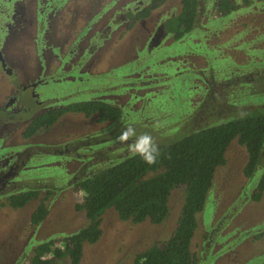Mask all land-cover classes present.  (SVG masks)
Instances as JSON below:
<instances>
[{
  "label": "rangeland",
  "instance_id": "obj_1",
  "mask_svg": "<svg viewBox=\"0 0 264 264\" xmlns=\"http://www.w3.org/2000/svg\"><path fill=\"white\" fill-rule=\"evenodd\" d=\"M138 1L70 0L68 2L67 0L68 4L58 23L43 25L44 27L38 25V31L35 25L36 28L30 27L29 33L24 29L14 41L4 47L7 62L14 65L16 74L5 76L0 70V103L5 93L12 91L18 79L22 81L25 80L24 78L31 79L37 75L36 66L40 69V77L49 82L44 87H39L37 91L42 96L66 95L61 105L92 99L91 89L98 90V87L104 84L102 83L104 80L109 81L106 86L110 90L121 92L127 88L125 84H133V79L125 80L124 84L122 75L135 74L144 66H153L150 67V72L166 74L165 78H169V81L164 85L175 87L179 85L180 89L177 90L174 101L159 97L157 101L160 106L153 100L142 112H135L128 119L119 120L118 123L103 124L105 129L102 131L93 128L96 125L94 121L85 120L76 114L75 118H67V123L77 124V134L73 136V140L72 134L75 132V127L59 129L58 133L51 132L54 136L50 140L58 141L61 138L66 145L64 153L68 155L67 175L57 169V179L49 180L56 184L52 196H58L51 199L48 207L49 215L45 220L38 227L32 226L38 230L36 239L32 237L30 232L32 227H29L28 222L34 206L39 201H35L34 204L31 202L22 209L0 207V264H14L21 258L18 264L22 262L28 264L30 251L27 245H30L32 240L35 239L33 241L35 242L37 238L40 241L57 238L63 234L75 233L84 227L86 221L83 211L75 212L73 208L80 195L76 194V190H72V182L76 179L73 174L76 170L77 179L85 178L116 164L131 155L128 146L144 133L150 134L156 145L170 144L200 128L239 117L250 108L256 106L264 108V6H262L264 1L263 4L259 2L258 7L253 6L244 12H236L227 18H221L214 12L217 0H200L197 25H203L204 30L195 34V42L192 36L196 29H193L190 36H185L178 42L166 37L165 42L153 54L147 49L148 33L143 27L125 31L120 36L121 31L115 33L117 26L109 24L107 26L114 27V30L111 31L109 38L101 42L98 32L106 25L92 26V21H89L96 17L94 12H97L98 5H103L102 9H106L116 2L114 9L122 10L124 4H126L125 7L128 3L131 4L130 6H135ZM143 1V4L148 3V0ZM179 4L180 0H166L163 7L152 14L145 28L151 25L152 31L153 26L163 17L178 12ZM49 7L50 3L47 4V8ZM76 11L77 20L74 17ZM26 17H28L27 14ZM105 17L108 18L107 15L103 18ZM101 22H105V19ZM47 27L51 29L49 35L52 41H49V44L43 41L41 36L43 29ZM32 30L37 31V39L36 41L33 39V42L30 40ZM81 38H83V44L77 45L76 55L69 69H65L64 73L62 60H57L56 64L45 62L47 60L44 56L48 54V51L60 58L66 56L67 59L71 56L67 55L75 49ZM86 48H88L87 51ZM191 50L197 52L198 56L199 53L205 54L208 57L207 60L209 58L214 60L213 68L212 64L210 65L211 61L206 62L208 66L203 65L208 72L217 74L218 78L226 73L227 78H224L229 82L230 89L225 92L217 89V97L205 101L192 116L179 121L183 112L186 111L182 97L189 85L188 80L192 79L196 73L190 70L193 67L192 55L189 56L188 63L185 65L177 56L190 54ZM218 51L225 54L219 55ZM173 56H175L174 59L169 60ZM162 58L165 60L159 61ZM203 59V57L194 56V62L197 60L194 66L204 63ZM92 63L93 72L96 74H80L81 69L89 68L90 70ZM216 68L214 72L213 69ZM232 72L238 76V79L232 80ZM58 80L61 81L59 89L56 87ZM248 83L251 84L248 85ZM147 84H149L148 80L145 82V85ZM252 84L253 86L250 87ZM63 86V93H61ZM101 95L103 98L117 99L118 103V97L111 93ZM195 98L193 97V104ZM127 103H130L129 99L125 105ZM132 107L135 110L137 104ZM153 115H161V117ZM18 116V118H24L28 114L22 113ZM97 126L103 128L100 125ZM128 127L134 129L135 135L127 142H119L117 137ZM4 146L7 147V145ZM36 153L40 154L34 156L32 161L37 159L46 162L56 155L50 152L42 153L39 149H36ZM225 157L226 163L215 169L205 205L197 214V228L191 241V249L197 255V264H264V235L252 240L253 236L264 229V192L259 201H252L249 198L253 186L260 174L264 172V149L261 151L257 170L250 179L243 175V168L247 161V151L244 146L239 145L237 140H233ZM34 173L39 175L37 179L40 180V175L44 174V168ZM45 185L50 186L49 183ZM42 186L43 184L40 187ZM51 187H49L50 190ZM24 188L26 190L30 187ZM45 191L42 190L41 194ZM183 198L182 189L172 190L167 204L168 215L160 224H153L148 220L140 223L124 221L118 217L113 208L107 209L101 217L102 236L94 244L83 245L80 264H131L136 254L170 237L176 226ZM2 199L4 202V198Z\"/></svg>",
  "mask_w": 264,
  "mask_h": 264
},
{
  "label": "flooded vegetation",
  "instance_id": "obj_2",
  "mask_svg": "<svg viewBox=\"0 0 264 264\" xmlns=\"http://www.w3.org/2000/svg\"><path fill=\"white\" fill-rule=\"evenodd\" d=\"M66 1L67 0H63L59 2L57 0H53V1L52 0H0V70L3 72L5 76H12L13 74H16V69L13 64L10 65L7 62V59L4 54V47L8 43L14 41L15 38H17L20 35V33L24 31V29L27 31V33H29L30 27H35V25L37 26V31H38L39 27H44L43 25L49 26V25L58 23L60 20V16L63 14L65 6L68 4L66 3ZM69 1L70 0H68V2ZM154 1L155 0H148L147 4L146 3L143 4L144 1L139 0L137 4L135 2L136 4L135 6H130L131 4L128 3L126 6L128 7V9H126L125 7L126 4H124V7L122 8V10H118L119 8L114 9L115 4L118 1L112 3L106 9H102L103 5H98L99 7L96 8L97 12H94L96 13V17L93 20V18H91V15H89V18H91L89 21H92V26L100 25V24L106 25L103 28H101V30L98 32V38L101 40V42L109 38L111 36V31L114 30L113 29L114 27L112 28L111 26L109 27L107 26L109 24L117 26V30L115 31V33L116 32L120 33L121 31L120 36L125 31L129 32L133 29L143 27V29H145L148 33L147 49L152 54L155 52L156 49H158L161 46V44L165 42L164 39L166 37H169L170 40L178 42V41L183 40L185 36H190L193 29H196V31L194 32V35L192 36L193 41H194L195 34L199 33V31L202 32V30H204L203 25L201 26L197 25L199 21L198 17L200 14L199 13L200 4H201L200 0H199V6H198L197 20L194 23V28L189 33L184 34L182 37L175 39L173 33L166 30L165 25H164L165 20L173 16H176L180 12L181 0H180L178 12H176L175 14L173 13L171 15H166L165 17H163L161 20H159L156 23V25L153 26L152 31L150 30L151 25L145 28V25H147L146 23L151 18L152 14L160 10L163 7V5L166 3V0H164V2L159 4L157 8L150 10L148 16L146 17L140 16L142 15L144 9L149 7V5L152 4ZM219 1L220 0H217L215 3L214 12L221 18L222 17L227 18L228 16H231L232 14L236 12H244L253 6L258 7L257 4H259V2L262 3L264 0H258V1L231 0V3H234L236 5V8L235 10L229 12L226 15H222L219 13L218 11ZM49 3H50V7L47 8V4ZM107 11H108V14H107ZM26 14L28 17H26ZM105 15H107L108 18L106 17L103 18ZM74 17L77 20V11ZM86 19H87V16H86ZM102 19H105V22L102 23L101 22ZM38 25L40 26L38 27ZM57 25H60V24H57ZM50 30L51 29H48L47 27L46 29H43V33L41 34V36L43 37L42 38L43 41L48 42V44H49V41H52L51 36L49 35ZM37 31L32 30L30 32V40H32V42H33V39H35V41L37 39ZM205 31L207 33V29H205ZM81 39H80V42L76 44V47H75L76 50L74 49L72 52H70L67 55V56L71 55L70 57H67V59H66V56L65 57L62 56L60 58L59 56L57 57L56 54L54 55L53 53H50L48 51V54L44 56V58L47 60L45 62L56 64L57 60H62L63 62L62 72L64 73L65 69L66 70L69 69V66L73 61V57L76 55L75 53L77 52V45L83 44V38ZM253 48L252 50H254ZM87 49L88 48H86V51ZM191 51L193 54L190 53V54H186L185 56H183L182 54H179L177 56V58L183 61V64L185 65L188 63L187 61L189 60V56L192 55L193 67L190 70L195 71L194 73H196L192 77V79L188 80L189 85L186 89V93L182 97L183 98L182 102L184 104V110L186 111L183 112V114L180 117L181 119H179V121H182L184 118H188L189 116H192L193 112L197 110V108L202 103H205V101L207 102L210 99L213 100L214 97H217L216 96V93L218 91L217 89L224 90V92L225 90L229 91L230 89V84L225 79L227 78L226 73L224 75H221L222 76L221 78H218L217 74L208 72L205 65H203V64H206V62L210 63L211 61L210 65L212 64V68H213V64H215L214 60H212L211 58L207 60L208 57L205 54L202 55L203 53H199V56L204 58L203 59L204 63L198 62L201 65L194 66L195 63L197 64L196 62L197 60L194 62V56H197V57L199 56L198 54H196L197 52L193 50ZM218 53L219 55L225 54L220 51H218ZM216 56H217V53H216ZM174 57L175 56L169 58V60L174 59ZM63 58L66 59V62H65V59ZM164 60L165 59L162 58L159 61H164ZM93 67L94 65L92 63L90 70L89 68H87L86 70L81 69L80 74H88V75L96 74L93 72ZM150 67H153V66H150ZM150 67L144 66L140 71H137L135 74L129 73L127 75H122V80H123L122 82H124V84L126 83L125 80L127 81V79L129 81L133 79V84L132 85L125 84L124 86L127 88L121 92H115V91L113 92L112 90H110V88L106 86L109 83L108 80L102 81V83L104 84L100 85V87H98V90L91 89L92 91H91L90 96L92 97V99H89V100H101L113 106L118 107L121 111L120 116L118 118L114 120H100L97 114L86 116L83 113L71 112L67 110V111H64L62 114H59L57 118L55 119V121L48 127H40L35 132L29 135H25V132L29 124L36 117L48 112L49 110L62 109V108H65L67 105L76 103V102H71L66 105H61L63 100L66 99L67 97L66 95L64 96L62 94L60 95L56 94V95H51V96H47V95L42 96L37 90L39 87L41 86L44 87L49 82L45 80L44 78L40 77L41 73L39 72L40 69L38 66H36L37 71H38L37 75L31 77V79L24 78L25 80H22V81L21 79H18L16 81V84L13 85L12 91H9V93L8 92L5 93L2 103H0V114H2L0 115V141H1L0 143V207L5 208L6 206H8L12 209H22L31 202L34 204L35 201H39L34 206V209L32 211V214H33V212L36 210L39 203L41 201H44V205L47 210L46 217L49 215V209H48L49 203L52 198H55L58 196V195L52 196L53 190L55 189L56 184L49 182V180L57 179L56 177L57 169L62 170V173L67 175L66 158H68V155L64 153L66 145L63 144L64 142H62L61 138H59L58 141L50 140V138H53L54 136L52 135L51 132L55 131L58 133L59 129H67V128L75 127L74 134L67 133L68 135L72 134V140H73V136L77 134V131H76L77 124L67 123L68 122L67 118L69 117L75 118L76 116L74 115L77 114V116H81L85 120L94 121L96 125L93 128H95L96 130L102 131L103 129H105V126L103 124H106V123L113 124V123H118L121 120L128 119L131 117L132 114H135V112L136 113L142 112L146 107L149 106L151 102H153V100H155V102L158 103L157 105L160 106L159 101H157L159 97H166L168 100L174 101L175 100L174 97L177 93V90L180 89L179 85L178 87L164 85L165 83L169 81V78H165L166 74L164 75L160 72H154V71L150 72ZM213 70L214 72H216L215 70H217V68ZM232 73H233L231 75L232 80L238 79V76L235 75L234 72ZM70 79L73 80L74 78L70 77ZM157 79L159 80V83ZM147 80L149 81V84L145 85V82ZM251 83H248V85ZM60 86H61V81L58 80V85L56 87H58L59 89ZM252 86L253 84L250 85V87ZM63 89H64V86L61 88V93H63ZM53 92L55 93V91ZM44 93H48V92H44ZM102 93H111L117 96L118 103H117V99L111 100V99L103 98L101 95ZM86 95H89V94H86ZM193 97H196L194 104L192 103ZM128 99L130 100V103H127L125 105ZM135 104H137V108L133 110L132 106ZM256 107H260V106H256ZM253 108L246 110L244 113H246L247 111ZM260 108L264 109L263 107H260ZM22 113H27L28 116L24 118H18L19 117L18 115ZM155 117L160 118L161 115H158ZM97 125H100L103 128ZM75 140H77V138ZM4 145H7V147H5ZM36 149L41 150L42 153L50 152L51 154H56V155L50 161L42 162V161H38L37 159H34V161H32L34 156H38L40 154V153L38 154L36 153ZM69 165H71L70 162H69ZM43 168H44V174L40 175V180H39L37 179L39 175H35L34 171H39ZM260 171H263V169ZM29 172H33V173L28 174ZM73 175L76 177V179L72 182V187H73L72 190L73 191L76 190V194L77 193L80 194L79 199L77 198L76 203H74L73 205V208L76 210L75 212H79L80 210L78 209L77 206L82 203L83 199H82L81 192L76 187V182L78 179H80V177H78L77 179V170L74 172ZM68 176H71V175H68ZM31 181H34V182H31ZM48 183L50 184V186H52L51 190L49 188L50 186L45 185ZM22 184L24 185L20 187V185ZM42 184L43 186L40 187ZM26 186L30 188L25 190L24 187ZM42 190H46V191L43 194H41ZM26 191H35L38 194L34 199L29 200V202H27L24 206L20 208H15L9 203L10 197L16 196L17 194H20ZM251 194L249 195L250 199H251ZM50 195L51 197L49 198ZM2 198H4V202ZM32 214H30L28 225L29 227L30 226L38 227L42 222L38 224H32L31 222ZM33 227H32V230H30V232L32 233V237L35 238L38 230H36ZM263 235H264V229L260 231L258 235L256 234L255 236H253L252 240L259 239ZM66 236L67 234H63L57 238H48L44 241H40L37 238V240L33 242L36 239L35 238L34 240H32L30 245L26 244L27 246H29L28 248L30 251V255L28 257L29 260L27 261V263L33 264L31 262V258L33 257L34 248L37 245L53 240L54 241V245L52 246L53 250L55 248H62L61 240ZM192 253L195 255L196 260H197V255L193 251ZM44 258L52 261L49 264H59V263L70 264L69 259L67 257L57 259V258H54L53 256L46 255ZM21 260L22 258L19 260V262ZM19 262L18 260H16L14 264H18ZM21 264H24V263L22 262ZM195 264H197V261Z\"/></svg>",
  "mask_w": 264,
  "mask_h": 264
},
{
  "label": "trees",
  "instance_id": "obj_3",
  "mask_svg": "<svg viewBox=\"0 0 264 264\" xmlns=\"http://www.w3.org/2000/svg\"><path fill=\"white\" fill-rule=\"evenodd\" d=\"M158 1V2H157ZM164 0H155L145 8L146 17L150 10ZM199 0H181L180 12L165 20V29L175 39L189 33L197 20ZM231 0H220L218 11L222 15L235 10ZM97 114L100 120H114L120 109L101 100H86L67 105L62 109L49 110L36 117L28 126L25 135L40 127L51 125L64 111ZM233 140L244 146L247 161L243 175L253 177L264 149V109L254 107L243 115L223 123L196 130L170 144L156 145L159 155L149 165L141 156L129 155L88 177L76 182L82 194L78 209L83 211L85 225L77 232L64 237L62 248L52 249L54 241L37 245L33 251V264H49L46 255L60 259L67 257L70 264H80L85 243L94 244L102 236L101 217L113 208L124 221L140 223L145 220L160 224L168 215V198L174 189H182L184 198L176 226L170 237L145 251L136 254L131 264H195L191 241L197 228V214L202 211L215 169L226 163V151ZM251 199L258 201L264 192V172L254 185ZM35 191H26L9 198V203L20 208L37 196ZM47 210L41 201L31 215L32 224L44 220Z\"/></svg>",
  "mask_w": 264,
  "mask_h": 264
},
{
  "label": "clouds",
  "instance_id": "obj_4",
  "mask_svg": "<svg viewBox=\"0 0 264 264\" xmlns=\"http://www.w3.org/2000/svg\"><path fill=\"white\" fill-rule=\"evenodd\" d=\"M135 132L132 127H128L118 137L119 142H127L130 137L134 136ZM128 150L132 155H139L149 165L156 162L159 155L158 148L150 134H141L134 143L128 146Z\"/></svg>",
  "mask_w": 264,
  "mask_h": 264
}]
</instances>
